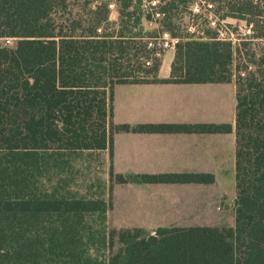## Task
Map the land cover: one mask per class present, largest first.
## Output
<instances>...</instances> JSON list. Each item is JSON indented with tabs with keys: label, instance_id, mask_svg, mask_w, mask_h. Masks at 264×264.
<instances>
[{
	"label": "trees",
	"instance_id": "trees-1",
	"mask_svg": "<svg viewBox=\"0 0 264 264\" xmlns=\"http://www.w3.org/2000/svg\"><path fill=\"white\" fill-rule=\"evenodd\" d=\"M144 1L0 0V264H264V0H198L206 23L249 27L236 42L212 28L179 34L192 0H158L160 32L148 31L153 13ZM164 31L180 39L166 79L149 45ZM168 82L236 85L232 226L110 227L114 183L214 180L113 170L115 131H232L113 126L116 85ZM94 151H109L110 179L101 193L81 194L70 180Z\"/></svg>",
	"mask_w": 264,
	"mask_h": 264
},
{
	"label": "crops",
	"instance_id": "crops-1",
	"mask_svg": "<svg viewBox=\"0 0 264 264\" xmlns=\"http://www.w3.org/2000/svg\"><path fill=\"white\" fill-rule=\"evenodd\" d=\"M174 57L175 52L167 62L162 61L160 78L170 77ZM112 124L114 127L231 125V132L115 131L113 141L115 173H200L212 174L214 180L114 183L109 224L119 228L141 227L151 232L167 226L220 225L188 222H208L222 217L218 201L225 192L218 186V174L236 173L233 83L118 84L114 89Z\"/></svg>",
	"mask_w": 264,
	"mask_h": 264
},
{
	"label": "rangeland",
	"instance_id": "rangeland-1",
	"mask_svg": "<svg viewBox=\"0 0 264 264\" xmlns=\"http://www.w3.org/2000/svg\"><path fill=\"white\" fill-rule=\"evenodd\" d=\"M198 0L191 1L189 4V8L183 15V18L181 20L180 28L177 32L179 34H182L185 32V30H188L189 32H200L202 33L203 30H207L209 28H212L213 30L217 31L219 33L220 37H228L233 39L234 42L238 40V38H241L245 36V34H250L249 27H247L244 22L237 21L235 19H229L228 21H218L215 24H209L206 23L204 20V14L205 9L202 6V4H198ZM155 4H159L158 0H145L144 1V9L149 10L152 12V21L144 20V27L146 30L155 32L158 27V23H156L158 17V13L161 10V7ZM153 6V7H150ZM198 7V8H197ZM177 14V13H176ZM178 15V14H177ZM112 20L118 19V12L113 9V12L111 14ZM202 29V30H201ZM156 34V33H155ZM158 35V34H157ZM156 37V36H155ZM154 37V38H155ZM150 38V41L156 40V38ZM161 57V60H165L166 62L168 59L172 56L174 52H176V49H166V50H159ZM162 65V64H161ZM235 85L234 82H231ZM229 88V87H227ZM231 88V86H230ZM236 88V85H235ZM228 93V92H227ZM229 95V93H228ZM75 162V161H74ZM77 174L78 177L76 180H70L72 184V188L75 190H78L81 194H92L96 195L101 193V186H103L104 182L105 184L108 182L107 180L110 179V156L109 151H100V152H86L82 155L81 158L77 161ZM72 174H68V176H71ZM219 177V188H221L222 193L225 192V195L223 194L218 201L220 205V213L221 218L219 220H213L208 222H188V223H210L213 225H234L235 222V197L236 195V173L227 172L223 175L218 174ZM94 186L93 189H85L86 187L92 185ZM219 225V226H220ZM110 227L113 228V224H110ZM118 246H115V249H117Z\"/></svg>",
	"mask_w": 264,
	"mask_h": 264
},
{
	"label": "built area",
	"instance_id": "built-area-1",
	"mask_svg": "<svg viewBox=\"0 0 264 264\" xmlns=\"http://www.w3.org/2000/svg\"><path fill=\"white\" fill-rule=\"evenodd\" d=\"M212 23L215 24L216 22L213 21ZM155 38H156V40L150 41L149 45H150V47L157 49L156 55H158V56L160 55L159 50L176 49V47L180 41V39L178 37L173 36L168 31H164V32L160 33ZM7 42L11 43L12 40L8 39ZM148 64H151V62H148Z\"/></svg>",
	"mask_w": 264,
	"mask_h": 264
}]
</instances>
